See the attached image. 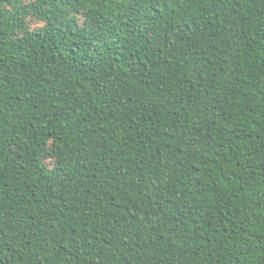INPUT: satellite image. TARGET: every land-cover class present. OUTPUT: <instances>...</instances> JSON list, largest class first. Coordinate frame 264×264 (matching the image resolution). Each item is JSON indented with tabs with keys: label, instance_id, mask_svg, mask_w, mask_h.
Masks as SVG:
<instances>
[{
	"label": "trees",
	"instance_id": "trees-1",
	"mask_svg": "<svg viewBox=\"0 0 264 264\" xmlns=\"http://www.w3.org/2000/svg\"><path fill=\"white\" fill-rule=\"evenodd\" d=\"M0 264H264V0H0Z\"/></svg>",
	"mask_w": 264,
	"mask_h": 264
},
{
	"label": "rangeland",
	"instance_id": "rangeland-1",
	"mask_svg": "<svg viewBox=\"0 0 264 264\" xmlns=\"http://www.w3.org/2000/svg\"><path fill=\"white\" fill-rule=\"evenodd\" d=\"M32 1H35V0H27V2H32ZM76 17L80 24L86 23V17L84 14L82 13L78 14ZM25 24H26L25 28L36 29V28L42 27L44 25V22L39 20L34 13H29L25 17ZM43 162L47 168H53V166L55 165V158L47 154L44 156Z\"/></svg>",
	"mask_w": 264,
	"mask_h": 264
}]
</instances>
